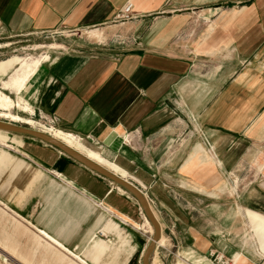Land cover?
Returning <instances> with one entry per match:
<instances>
[{
	"label": "crops",
	"instance_id": "obj_1",
	"mask_svg": "<svg viewBox=\"0 0 264 264\" xmlns=\"http://www.w3.org/2000/svg\"><path fill=\"white\" fill-rule=\"evenodd\" d=\"M57 31L103 41L36 61L18 96L55 121L33 130L75 138L151 197L160 233L149 263L264 264V0H0V36ZM26 140L20 155L41 170L0 152V197L18 208L41 194L35 230L81 264L70 250L100 264L102 235L126 247L112 264H144L154 234L135 227L138 202Z\"/></svg>",
	"mask_w": 264,
	"mask_h": 264
},
{
	"label": "rangeland",
	"instance_id": "obj_2",
	"mask_svg": "<svg viewBox=\"0 0 264 264\" xmlns=\"http://www.w3.org/2000/svg\"><path fill=\"white\" fill-rule=\"evenodd\" d=\"M89 33L79 35L78 33L57 31L42 36H24L19 38L0 36V96L10 98L13 104L12 110L0 111V121L32 130L35 122L47 128L56 129L55 123L52 122L50 117L40 111H36L18 96L11 84V80L13 78L22 79L25 72H27V68L34 72L36 61H41V64L44 63L42 61L46 55H48L49 59L45 62H48L51 58L77 52L83 45L93 48L101 44L103 41H101L102 37L99 39L90 38ZM12 117H19L21 120L20 122L13 121ZM27 121H33L34 125H27ZM35 130H40V127L36 125ZM0 136L8 137L4 144H0V152L21 161L25 160L36 169L41 170L39 166L20 155V151L23 150L22 146L28 144L27 137L13 134H0ZM12 172L9 168L3 167L1 175L4 179H10L13 177ZM45 188H47L46 185H43L42 189L45 190ZM145 194L148 200L151 201V197L147 193ZM150 204L154 208L155 204L152 201ZM44 209L45 202L41 194H30L26 202L22 203L18 208L10 205L0 197V264H81L75 258L55 249L38 235L35 229L43 230L39 226L41 225L39 220ZM106 215L113 220V223L120 225L122 232L133 236V239L127 236L129 242L138 243L137 234H134L131 230L132 226L129 227L127 224L120 223L109 212ZM141 227H144L145 230L143 231L148 234L145 226V217ZM143 231L140 233L143 234ZM99 239L96 242L102 241L110 248V251L101 258L100 264H112L113 258H116L117 251L126 249L120 244V240L117 241L115 237L110 240L102 235L99 236ZM150 239L148 240L149 242ZM145 240L147 241V239ZM70 251L85 259L87 264H93L88 261L89 258H86V250Z\"/></svg>",
	"mask_w": 264,
	"mask_h": 264
},
{
	"label": "water",
	"instance_id": "obj_3",
	"mask_svg": "<svg viewBox=\"0 0 264 264\" xmlns=\"http://www.w3.org/2000/svg\"><path fill=\"white\" fill-rule=\"evenodd\" d=\"M0 132H4L6 134H13V135H21L28 138L36 139L49 145L50 147L58 150L63 155L67 156L68 158L72 159L73 161L77 162L78 164L82 165L89 171L97 174L98 176L108 180L116 187H120L123 189L127 194H129L132 198H134L138 204L140 205L146 220L152 225L154 229V236L152 242L147 247L146 251L143 255V263L150 264V257L155 249V243L159 239L160 227L158 222L156 221L151 207L148 203L146 196L142 193L141 190L137 188L136 185L129 182L126 179H122L115 174L109 172L107 169L103 168L102 166L94 163L93 161L89 160L85 156L79 154L78 152L70 149L68 146L63 144L62 142L52 138L49 135H46L40 131H35L30 128H23L12 123L2 122L0 121Z\"/></svg>",
	"mask_w": 264,
	"mask_h": 264
},
{
	"label": "bare ground",
	"instance_id": "obj_4",
	"mask_svg": "<svg viewBox=\"0 0 264 264\" xmlns=\"http://www.w3.org/2000/svg\"><path fill=\"white\" fill-rule=\"evenodd\" d=\"M38 65H39V63L37 62L35 64V68H37ZM33 75H34L33 70L27 68V72H25L24 77L22 79L13 78L11 80V82H12L11 84L14 87V89L16 90V93L18 95H21V93L25 89L28 81L33 77ZM12 109H13V104H12L11 99L8 98V97H2V96H0V111H9V110H12ZM12 120L13 121H19L20 122L21 119L19 117H12ZM26 124L27 125H34V122L33 121H27ZM42 133H44L46 135H49L52 138H54V139L62 142L63 144H65L66 146H68L70 149L78 152L79 154H81V153L87 154L92 159H89L86 156L85 157L88 158L89 160L93 161L94 163H97L100 166L103 165L104 161L99 156H97V154H93V153L88 152L84 148V146L78 140H76L75 138H73L71 136H66V135H64L62 133H55L54 135H50V134H48L46 132H42ZM0 134L7 135L4 132H0ZM5 137L4 136H0V144H4L7 141L8 138L6 137L7 138L6 139ZM104 168L107 169L109 172L115 174L116 176L119 175L118 169H116L113 164L106 163V167H104ZM117 188L120 189L119 191L121 193H123V194L125 193L124 190L121 189L120 187H117ZM122 219H124L126 221V223H128V220L126 218H122ZM145 226L147 227L148 234L152 236L154 234V229H153L152 225L146 220V218H145ZM135 227H137V228H139L141 230H145V228L144 227H141V225H139V226L136 225ZM150 242H152L151 239H150Z\"/></svg>",
	"mask_w": 264,
	"mask_h": 264
},
{
	"label": "built area",
	"instance_id": "obj_5",
	"mask_svg": "<svg viewBox=\"0 0 264 264\" xmlns=\"http://www.w3.org/2000/svg\"><path fill=\"white\" fill-rule=\"evenodd\" d=\"M131 11H132V5H128L124 10H123V12H122V14H121V20L122 21H128V20H130L131 19ZM52 122L53 123H55V121H54V119H52ZM201 135H202V138H203V140H204V142L206 143V145L209 147V149H211L210 148V144H209V142H208V140L206 139V137L204 136V134L203 133H201ZM140 190V189H139ZM142 191V190H141ZM142 193L146 196V194L142 191ZM147 198V197H146ZM147 200H148V198H147ZM150 200H148V203H149V205L151 206V204H150ZM104 208V207H103ZM112 215H114V213H111ZM215 262L216 263H219V264H228V263H226V262H224L223 260H222V258H219V257H215Z\"/></svg>",
	"mask_w": 264,
	"mask_h": 264
}]
</instances>
